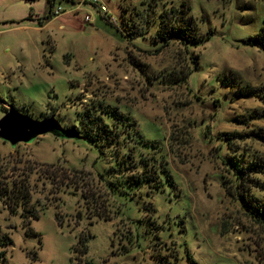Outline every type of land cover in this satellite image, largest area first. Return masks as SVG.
Segmentation results:
<instances>
[{"label":"rangeland","instance_id":"1","mask_svg":"<svg viewBox=\"0 0 264 264\" xmlns=\"http://www.w3.org/2000/svg\"><path fill=\"white\" fill-rule=\"evenodd\" d=\"M98 1L108 14L62 2L61 18H72L39 26L24 19L47 13L46 0H0V119L14 106L72 128L89 105L110 104L155 146L123 134L122 145L170 177L138 191L120 182L123 193L112 194L108 181L131 174L108 173L128 146L46 134L12 148L0 139V182L26 177L38 215L0 201V264H264V230L226 190V164L243 150L264 159V144L246 138L231 150L225 136L264 130V0ZM182 3L204 41L161 49L160 13ZM248 87L255 94L244 95Z\"/></svg>","mask_w":264,"mask_h":264},{"label":"trees","instance_id":"2","mask_svg":"<svg viewBox=\"0 0 264 264\" xmlns=\"http://www.w3.org/2000/svg\"><path fill=\"white\" fill-rule=\"evenodd\" d=\"M62 2L76 4L75 0H46L47 13L35 19L30 14L27 19L35 20L38 22L39 26H43L45 22L55 18L53 15L54 10ZM188 10L189 8L186 3H182L179 7L171 6L160 13V24L153 39L156 43H162L160 46L161 49L165 47L167 42L171 43L176 40L180 41L187 51L189 45L192 44L197 46L203 43L204 39L197 35L196 27L192 17L188 14ZM256 37L257 40L261 39V43L264 44V24ZM253 40L254 39L251 38V41ZM194 64L197 65L195 62ZM191 72L192 69L187 72V75ZM181 73L183 72L181 71L180 74ZM170 76L174 77V75ZM179 77L180 75H177V77H174V80L171 78H169V80L170 82H177ZM243 94L251 96L255 94V92L248 87V90L243 92ZM89 106L90 108H87L82 113V118L79 121L80 126L73 125L72 128L78 131L88 142L101 143L115 148H118L119 145L120 147L128 146V149L123 153L117 151V168L113 166L108 173L111 175V170H119L121 172L127 170V172H131V174L128 173L125 176L118 177V181H108L107 185L112 194H115L116 191L119 195L123 193V190L119 188L120 182H125L127 186L134 187V189L138 191L137 189L141 188L144 184H149L151 188L157 189L164 180L162 178L163 173L170 177L168 171L166 169L164 170L162 162H157L156 159L151 160L147 156L142 157V154L137 151L132 142L128 143V145H122L120 137L123 134L124 142L129 137H132V140H134L135 136L138 138V143L155 146L153 142L142 139L141 134L138 132L136 135L134 129H129L133 124V119L128 113L122 112L110 104H103L101 102ZM6 110L5 108V111ZM261 116L262 114L255 112L250 118L257 119ZM225 136L227 146L231 150H233L232 147L235 146V142L245 141L246 138L264 144V130H252L244 134H225ZM234 152L237 151L234 150ZM240 153L241 155H237L232 163L226 164L228 171L232 174L231 180L229 179V185L226 186L227 194L234 196L239 201L249 219L264 230V200L259 198L254 192V190L264 191V184L261 183L260 177H258V175H264V159L252 155L249 152L245 153L244 150ZM132 159L134 163H131ZM245 159L249 161H245ZM2 161L4 160L0 159V162ZM6 164H8V162L0 163V179ZM27 174L29 175L30 172ZM151 174L155 176L152 177ZM29 185V180L26 179V177L20 181L16 179L11 182H0V201L5 204L12 203L15 207L22 205L24 216L37 217V213L34 212L33 208H30L31 189Z\"/></svg>","mask_w":264,"mask_h":264},{"label":"water","instance_id":"3","mask_svg":"<svg viewBox=\"0 0 264 264\" xmlns=\"http://www.w3.org/2000/svg\"><path fill=\"white\" fill-rule=\"evenodd\" d=\"M46 134L62 140L86 141L75 129L64 128L54 116L33 119L10 106L0 119V139L9 143L12 148L20 143L32 144L38 137Z\"/></svg>","mask_w":264,"mask_h":264},{"label":"built area","instance_id":"4","mask_svg":"<svg viewBox=\"0 0 264 264\" xmlns=\"http://www.w3.org/2000/svg\"><path fill=\"white\" fill-rule=\"evenodd\" d=\"M85 1H89L91 4H95L96 6H98V10L100 13L108 14V12H109L108 8L103 3H101L100 1H98V0H85ZM64 11H65L64 8H62L61 6H58L57 8H55L53 15L55 18H58L59 16H61L64 13ZM84 21L86 23H90L92 21L91 16L88 14L85 15Z\"/></svg>","mask_w":264,"mask_h":264},{"label":"crops","instance_id":"5","mask_svg":"<svg viewBox=\"0 0 264 264\" xmlns=\"http://www.w3.org/2000/svg\"><path fill=\"white\" fill-rule=\"evenodd\" d=\"M24 1H26V0H24ZM30 14H31V16H32L34 19L39 17L38 15H35V14L33 13L32 10L30 11L29 15H30ZM67 14H68V13H67ZM29 15H28V16H29ZM62 15H63V14H62ZM62 15L59 16V17L56 18V19H57V20H62V19H63V20H67V19L72 18V17H70V18H61V17H63ZM28 16H27L24 20H28V19H27ZM35 16H37V17H35ZM71 16H73V15H71ZM52 20H53V19H52ZM29 21H32V22H33V21H35V20H29ZM21 22H23V21H21ZM47 22H48V21H47ZM19 23H20V22H19ZM19 23H18V24H19ZM33 23H34V22H33Z\"/></svg>","mask_w":264,"mask_h":264}]
</instances>
